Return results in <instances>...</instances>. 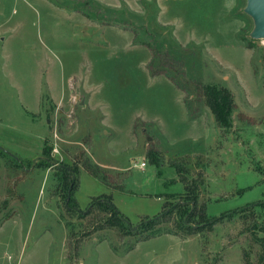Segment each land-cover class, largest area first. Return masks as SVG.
<instances>
[{"label": "rangeland", "instance_id": "1", "mask_svg": "<svg viewBox=\"0 0 264 264\" xmlns=\"http://www.w3.org/2000/svg\"><path fill=\"white\" fill-rule=\"evenodd\" d=\"M246 4L0 0V264L258 263L264 40ZM209 85L234 98L230 128ZM105 195L161 234L106 227Z\"/></svg>", "mask_w": 264, "mask_h": 264}, {"label": "trees", "instance_id": "2", "mask_svg": "<svg viewBox=\"0 0 264 264\" xmlns=\"http://www.w3.org/2000/svg\"><path fill=\"white\" fill-rule=\"evenodd\" d=\"M200 94L204 96L205 100L207 101L211 111L215 115L216 121L218 125L222 128H230L231 123H230V117L231 114L234 110V98L232 94L225 88H219L216 86H201L200 88ZM1 153L10 155L6 153L3 150H0ZM153 153H149V157L152 158ZM11 156V155H10ZM152 160V159H151ZM98 167V166H97ZM93 167H90L91 170L90 173L91 175L100 180L101 175H100V170L99 167L96 168V170L92 169ZM66 174L65 176H62V180L64 182V190L68 192L67 195V205H71L72 207L76 205V200H75V192L78 189V171L75 169L73 172H68L65 171ZM68 177H71V181L67 183ZM105 183V181L103 182ZM106 184V183H105ZM193 195V194H191ZM191 195H187L188 197ZM193 206L192 209L193 211L196 210L197 208V198L194 197L192 202ZM93 207V205L91 206ZM181 207H186V205H182ZM98 208L102 209L107 215H109L108 220L106 221V227L108 228H118L121 229L122 233L125 235H134L136 238L139 237V235H143L142 233L151 231L152 236L156 237L161 234V231H155V227L153 224H155L156 220H151L147 221L146 223H149L147 226H141L140 229L136 232L130 225L128 219H126L123 214L118 210V208L115 206L113 203V199L111 196L105 195V200L102 202H99ZM180 214V212H179ZM181 217L183 216V213L180 214ZM221 221L220 218L215 219L213 222L208 223V227L210 229L213 228L214 225L219 223ZM182 230H184V234L186 235H191L192 230L188 228L187 226L180 225L179 226ZM255 231L252 234V239L254 240L255 244H257L260 247V254H259V260L257 264H264V238L260 237L258 234H264V221L261 224H256L254 226ZM257 229V230H256ZM247 264H252V263H247Z\"/></svg>", "mask_w": 264, "mask_h": 264}, {"label": "water", "instance_id": "3", "mask_svg": "<svg viewBox=\"0 0 264 264\" xmlns=\"http://www.w3.org/2000/svg\"><path fill=\"white\" fill-rule=\"evenodd\" d=\"M245 13L254 23L250 37L253 40H264V0H247Z\"/></svg>", "mask_w": 264, "mask_h": 264}, {"label": "built area", "instance_id": "4", "mask_svg": "<svg viewBox=\"0 0 264 264\" xmlns=\"http://www.w3.org/2000/svg\"><path fill=\"white\" fill-rule=\"evenodd\" d=\"M137 166H138V165H137ZM146 166H147V165H146L145 163H142V164H140L138 167H139L140 169H144Z\"/></svg>", "mask_w": 264, "mask_h": 264}]
</instances>
